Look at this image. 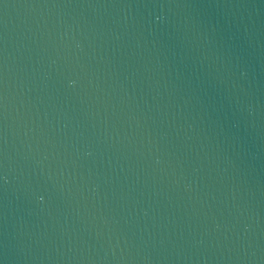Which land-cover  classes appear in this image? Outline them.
I'll use <instances>...</instances> for the list:
<instances>
[{"label":"water","instance_id":"obj_1","mask_svg":"<svg viewBox=\"0 0 264 264\" xmlns=\"http://www.w3.org/2000/svg\"><path fill=\"white\" fill-rule=\"evenodd\" d=\"M0 264H264V0H0Z\"/></svg>","mask_w":264,"mask_h":264}]
</instances>
